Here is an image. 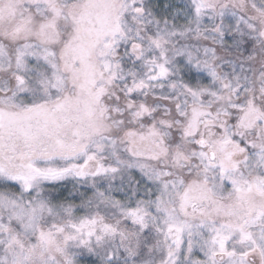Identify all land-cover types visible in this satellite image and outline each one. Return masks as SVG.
Listing matches in <instances>:
<instances>
[{
  "label": "snow or ice",
  "instance_id": "obj_1",
  "mask_svg": "<svg viewBox=\"0 0 264 264\" xmlns=\"http://www.w3.org/2000/svg\"><path fill=\"white\" fill-rule=\"evenodd\" d=\"M0 264H264V0H0Z\"/></svg>",
  "mask_w": 264,
  "mask_h": 264
}]
</instances>
